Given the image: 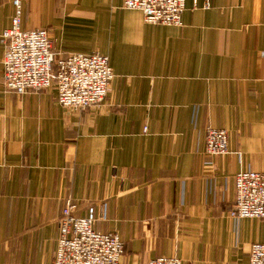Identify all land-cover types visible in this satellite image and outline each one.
I'll return each instance as SVG.
<instances>
[{"label": "crops", "instance_id": "crops-1", "mask_svg": "<svg viewBox=\"0 0 264 264\" xmlns=\"http://www.w3.org/2000/svg\"><path fill=\"white\" fill-rule=\"evenodd\" d=\"M205 1L172 25L123 0H20L21 28L44 27L57 56L106 54L114 76L100 103L69 109L55 84L5 88L0 40V264H52L67 198L118 233L120 264H248L264 217L229 210L235 173L264 171V0ZM14 13L0 0V37ZM207 125L227 152H205Z\"/></svg>", "mask_w": 264, "mask_h": 264}, {"label": "built area", "instance_id": "built-area-1", "mask_svg": "<svg viewBox=\"0 0 264 264\" xmlns=\"http://www.w3.org/2000/svg\"><path fill=\"white\" fill-rule=\"evenodd\" d=\"M15 13L9 27L3 29V76L5 88L22 93L41 90L52 84L57 99L69 109H83L100 103L108 90L114 71L108 56L99 51L71 52L57 56L53 41L44 27L20 26V0H13ZM206 0L204 6H208ZM127 8L140 9L149 23L179 25L184 0H123ZM227 130L207 125L205 152L208 155L228 151ZM235 197L229 215L264 217V171L241 169L234 175ZM76 204L67 198L57 218L58 237L52 264H120L125 245L118 233L93 227L97 219L94 205L85 215H76ZM105 204L100 206L104 212ZM140 264H181L177 255L149 257ZM248 264H264V242L251 243Z\"/></svg>", "mask_w": 264, "mask_h": 264}]
</instances>
